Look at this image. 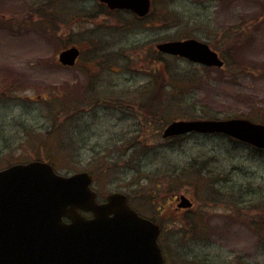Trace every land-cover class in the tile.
Masks as SVG:
<instances>
[{
  "label": "rangeland",
  "instance_id": "obj_1",
  "mask_svg": "<svg viewBox=\"0 0 264 264\" xmlns=\"http://www.w3.org/2000/svg\"><path fill=\"white\" fill-rule=\"evenodd\" d=\"M153 2L150 18L138 22L123 11L109 13L97 0H0V170L52 157L61 175L92 172L100 202L125 193L140 214L163 225L170 264H264V154L224 136L162 138L174 120L246 117L263 123L264 0ZM165 20L178 25L164 28ZM187 38L207 42L225 69L181 59L162 63L167 56L159 57L156 45ZM71 46L83 55L67 68L58 56ZM174 70L188 80L174 81L178 90L168 96ZM55 95L68 118L57 121L63 147L44 148L42 133L53 119L38 101ZM155 103L166 104L165 119L151 122L140 106ZM133 140L146 157L139 149L115 166L108 163ZM180 169L207 178L197 183L191 177L188 184ZM181 195L194 202L191 211L176 212ZM198 215L205 219L202 242L195 245L191 223ZM187 224L190 233L183 237Z\"/></svg>",
  "mask_w": 264,
  "mask_h": 264
},
{
  "label": "water",
  "instance_id": "obj_2",
  "mask_svg": "<svg viewBox=\"0 0 264 264\" xmlns=\"http://www.w3.org/2000/svg\"><path fill=\"white\" fill-rule=\"evenodd\" d=\"M99 1L139 17L151 11V0ZM157 50L208 67L225 65L208 44L193 38L163 42ZM80 53L65 49L59 61L73 67ZM191 132L224 134L264 149V125L244 118L175 121L164 137ZM92 180L89 172L59 175L42 161L0 171V264H165L160 226L139 216L122 193L98 203ZM179 206L191 207V201L183 196Z\"/></svg>",
  "mask_w": 264,
  "mask_h": 264
},
{
  "label": "trees",
  "instance_id": "obj_3",
  "mask_svg": "<svg viewBox=\"0 0 264 264\" xmlns=\"http://www.w3.org/2000/svg\"><path fill=\"white\" fill-rule=\"evenodd\" d=\"M165 22H167V25L166 24H164V26H165V28H167V29H169L170 27H172V26H174V25H178V24H174L173 22V24L171 25V24H169L168 22L169 21H167V20H165ZM159 55V57H161V55L160 54H158ZM108 57L109 58H113V55H108ZM161 58H163L161 61H162V63H168L165 59H170V60H178V59H176V58H174V59H172L171 57H167V58H165V57H161ZM157 57L155 58V62H159V60L157 61ZM171 66V65H170ZM168 68H169V66H167ZM176 70V69H175ZM175 70H174V74H170V80H169V85H168V87H172L173 89V91L172 92H170V93H168V96L171 94V93H174L175 91L177 92V88L174 86V81L176 82H179V81H181V80H184V81H187L188 79H181L180 77H179V73L178 72H175ZM192 71V70H191ZM158 72V70L156 71V69H154V73H157ZM93 76H96V74H94ZM159 77V76H158ZM193 78H194V75H191V80H193ZM164 81V76L163 77H161V79H160V83L158 84V88L160 89V88H162V82ZM172 81V82H171ZM91 88H94L93 89V92L95 91V82H94V84L92 85V87ZM157 88V89H158ZM161 93V91L160 92H158V96H157V99H158V97H159V94ZM178 94H180V97H182V93H181V91H180V89H179V91H178ZM4 98H2L1 96H0V104L2 103V102H4V100H3ZM43 100L45 101V103L43 104V105H47L46 107H48L49 109H50V114H49V117L50 118H52L53 120H50L51 121V129L50 130H48L47 132H43L42 133V139H41V142H42V146L45 148H48L49 146H51L52 145V143H53V145H55L56 147H59V148H62L63 147V144L61 143L62 142V140L64 139V133H63V128L61 127V123H65V121L68 119H66V120H63V110H62V108H61V106H62V101H61V97L60 96H53V97H48V98H41L40 99V101H41V104L43 103ZM96 101V103H98V102H100V98H99V100H95ZM166 104H163V105H160L159 103H155V104H153V108H151V109H148L147 108V105L145 106V105H141L140 106V110L142 111V114L143 115H145L146 114V117L149 119V121H151V122H158V121H162V120H164L165 118H161V114H162V111H163V108H164V106H165ZM81 111H79V112H77L76 114L78 115L79 113H80ZM83 115V113H80L79 114V116L81 117ZM59 119H61L62 120V122L60 123V124H58L57 123V121L59 120ZM264 120V119H263ZM67 122H69V121H67ZM263 123H264V121H263ZM140 149V151L142 152V155H141V157H146L147 156V153L146 152H144V151H146V149H145V147L144 146H142V147H140V144L137 142V141H135V140H133L132 142H131V144L130 145H128L127 144V146H126V149L122 152V150L121 149H119V148H117V152H116V154H117V157L116 158H114V159H111V161L109 160L108 161V163L109 164H113V166H115L118 162H119V159L122 157V155H125V154H127L129 151H135V150H139ZM136 151V152H137ZM255 150H253V152H254ZM255 154H260V153H262L263 154V152H261V151H259L258 153L255 151L254 152ZM106 159H108L107 157L105 158V160ZM46 160H48V161H50V162H52L53 161V158L52 157H47V159ZM260 161V160H259ZM113 162V163H112ZM56 167V166H55ZM57 168V167H56ZM128 169H129V167H127ZM206 168H207V166H206ZM57 169H59V168H57ZM209 168H207V170L206 171H209L208 170ZM212 170V172H213V169H211ZM217 171V170H216ZM180 173H181V176L182 177H184L185 178V180H187L188 181V184H191V177H192V180L193 181H195V177H196V179L198 180V182L197 183H201V182H203L204 181V178L206 177L207 178V176H206V174L205 173H202V172H199V171H197V170H185V169H180ZM211 177H213V176H210V178H208V180H210L211 179ZM203 219H205V216L204 215H198L197 217H195L194 218V220L192 221V223H191V234L193 235V238L191 239V242L192 243H199V240H198V238H200L199 237V233H200V230H201V228L203 227V225L201 224V221L203 220ZM181 224V223H180ZM182 225V224H181ZM186 227H187V229H185V234L183 235V237H188V234L190 233V232H188L189 231V227H188V224L186 225ZM201 239H204V237L203 238H201Z\"/></svg>",
  "mask_w": 264,
  "mask_h": 264
},
{
  "label": "flooded vegetation",
  "instance_id": "obj_4",
  "mask_svg": "<svg viewBox=\"0 0 264 264\" xmlns=\"http://www.w3.org/2000/svg\"><path fill=\"white\" fill-rule=\"evenodd\" d=\"M197 3H198V1H196ZM169 125V124H168ZM168 125H166V127L168 126ZM162 133H163V131H162ZM163 136V135H162ZM176 138V137H175ZM164 139V138H163ZM171 139H174V138H166V139H164V140H171ZM178 209V210H177ZM177 209H176V212L177 213H179V211H181V212H183V210H185V209H179V207L177 206ZM90 217V216H89ZM159 241H160V244H161V238L159 239ZM162 245V244H161Z\"/></svg>",
  "mask_w": 264,
  "mask_h": 264
}]
</instances>
